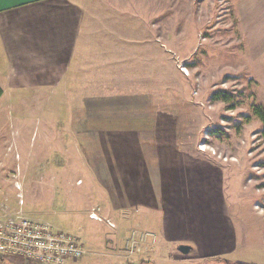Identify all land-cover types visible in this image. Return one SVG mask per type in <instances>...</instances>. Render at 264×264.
<instances>
[{"label":"rangeland","instance_id":"obj_1","mask_svg":"<svg viewBox=\"0 0 264 264\" xmlns=\"http://www.w3.org/2000/svg\"><path fill=\"white\" fill-rule=\"evenodd\" d=\"M109 6L123 15L122 34L113 36L108 62H81L79 82L72 81L79 66L53 84L34 85L18 82L9 62H0L1 199L80 236L87 255L76 264H122L112 252H122L126 231L113 233L88 215L117 202L96 162L98 143L126 135L107 127L96 138L85 116L74 112L143 107L153 110L156 130L146 134L161 153L189 155L196 166L208 155V165L219 167L231 217L264 230V123L253 111L260 107L264 115V0H113ZM0 264L32 263L0 258Z\"/></svg>","mask_w":264,"mask_h":264},{"label":"crops","instance_id":"obj_2","mask_svg":"<svg viewBox=\"0 0 264 264\" xmlns=\"http://www.w3.org/2000/svg\"><path fill=\"white\" fill-rule=\"evenodd\" d=\"M112 1L0 0V62H9L18 82L33 80L34 85L53 84L65 69L79 66L72 73L73 83L79 82L81 62H108L116 45L113 36L122 34L118 29L123 15L110 8ZM110 23L114 30H109ZM152 111L141 107L115 113L84 106L74 112L85 116L96 138L107 127L126 135L109 143L101 138L97 144L98 168L110 177L113 184L106 188L117 196V202H106L102 217L126 231L125 243L134 229L159 238L146 258L127 256L124 244L122 252H112L113 259L122 264H167L162 257L168 256L176 264H264V230L231 217L219 167L208 165L205 154L202 165L196 166L189 155L161 153L160 145L146 134L156 130ZM134 114L139 118L130 117ZM181 245L192 248L189 254L178 250Z\"/></svg>","mask_w":264,"mask_h":264},{"label":"built area","instance_id":"obj_3","mask_svg":"<svg viewBox=\"0 0 264 264\" xmlns=\"http://www.w3.org/2000/svg\"><path fill=\"white\" fill-rule=\"evenodd\" d=\"M200 150L206 152V148ZM15 185L18 191L21 190L18 183ZM101 211L99 206L92 208L89 219L106 223L110 230H116L117 226L103 218ZM158 244L159 238L154 233L134 229L126 240L124 253L127 256L146 254ZM86 255L80 236L56 229L47 221L33 220L22 209L14 211L8 200L0 197V258L19 259L32 264H67L79 262Z\"/></svg>","mask_w":264,"mask_h":264},{"label":"trees","instance_id":"obj_4","mask_svg":"<svg viewBox=\"0 0 264 264\" xmlns=\"http://www.w3.org/2000/svg\"><path fill=\"white\" fill-rule=\"evenodd\" d=\"M3 94L1 88H0V96ZM254 114L257 115L260 120L264 123V115L262 113V110L260 107H254L253 108ZM264 135V134H263ZM237 264H246V263H237Z\"/></svg>","mask_w":264,"mask_h":264},{"label":"water","instance_id":"obj_5","mask_svg":"<svg viewBox=\"0 0 264 264\" xmlns=\"http://www.w3.org/2000/svg\"><path fill=\"white\" fill-rule=\"evenodd\" d=\"M191 247L188 245H181L178 247V250L183 253V254H189V252L191 251Z\"/></svg>","mask_w":264,"mask_h":264}]
</instances>
